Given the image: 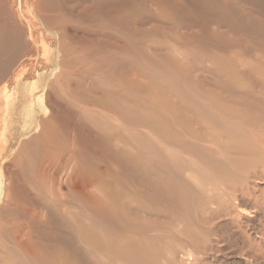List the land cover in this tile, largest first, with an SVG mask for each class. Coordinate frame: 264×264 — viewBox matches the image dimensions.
Listing matches in <instances>:
<instances>
[{
  "label": "bare ground",
  "instance_id": "6f19581e",
  "mask_svg": "<svg viewBox=\"0 0 264 264\" xmlns=\"http://www.w3.org/2000/svg\"><path fill=\"white\" fill-rule=\"evenodd\" d=\"M263 173L264 0H0V254L80 264L46 241L105 225L121 264L144 261L133 203L216 218Z\"/></svg>",
  "mask_w": 264,
  "mask_h": 264
},
{
  "label": "rangeland",
  "instance_id": "374dc122",
  "mask_svg": "<svg viewBox=\"0 0 264 264\" xmlns=\"http://www.w3.org/2000/svg\"><path fill=\"white\" fill-rule=\"evenodd\" d=\"M254 169L248 167V171ZM260 169L263 168L260 167ZM251 178L249 184L244 188L245 192L247 189L249 192L238 193L234 198L229 195L226 204L216 208V218H208V215L203 214L207 217L204 219L198 211L199 209L191 210V212L186 210L181 203L189 202L190 198L185 195L179 201L180 206L174 207L151 205L146 202V205L133 203L129 212L133 216L140 217L144 225L142 227L136 225L135 229L137 230L135 232L127 233H134L138 237L146 239L148 244L146 253L148 255L144 261L131 259L129 264H264V205L261 203V200H264V173L255 179ZM204 179L206 180V176ZM137 188L141 190L139 187ZM40 198L48 206L50 205V209L47 211L52 217L56 215L54 210L60 208L61 204L66 205L63 209L61 208L62 210L60 209L61 212L68 213L71 218L76 215L73 212L76 209L79 211L78 217L81 219L84 217V208L82 207L84 205L71 196L62 199L61 196L49 195L44 191L40 193ZM205 198V196L201 197L199 203L204 202ZM256 200L260 202L257 206L254 204L255 208H252V202L255 203ZM248 202L249 209H245ZM23 204L25 211L28 208L32 209V204L37 206L31 199L25 200ZM196 207L198 206L194 208ZM225 208H228L229 213L233 212L235 215L232 217L224 216L226 215ZM88 213L87 215L94 220L96 226H99L95 221L98 217L91 212ZM21 214L15 215L17 217L16 222L20 226H22V222L24 225L26 223V216ZM48 226L54 227L52 223H48ZM101 229L104 232L103 235L98 234V238H93L89 237L92 234H77V231L71 229V226L63 224L62 231L56 232L54 229V234L49 238L50 241H46L47 251H52L54 246H60L57 245L54 237L57 240L64 238L68 245L60 247H65L66 251H71L74 257L78 258L76 261L80 264H121L120 258L114 253L112 241L108 238L109 228L101 225ZM248 234L251 235L250 238ZM45 237L44 240H46ZM112 237L120 238L114 235V232ZM113 241L117 242L115 239ZM177 251H187L193 254L188 256L189 258H181L175 254ZM11 252L14 253L13 250ZM123 256L126 257L125 252H123ZM143 256L145 257V255ZM45 263L64 264L59 260H54L53 257L48 261L46 260ZM0 264H31V260L28 258L27 261H24L22 257L14 260L13 257L3 252L0 254Z\"/></svg>",
  "mask_w": 264,
  "mask_h": 264
}]
</instances>
